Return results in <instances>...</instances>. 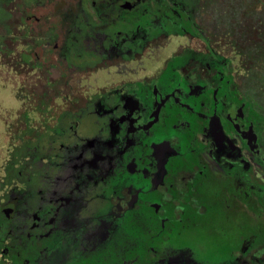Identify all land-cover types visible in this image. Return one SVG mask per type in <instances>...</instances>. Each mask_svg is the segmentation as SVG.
Returning <instances> with one entry per match:
<instances>
[{
  "label": "flooded vegetation",
  "instance_id": "af4514ba",
  "mask_svg": "<svg viewBox=\"0 0 264 264\" xmlns=\"http://www.w3.org/2000/svg\"><path fill=\"white\" fill-rule=\"evenodd\" d=\"M6 8L0 264H264V0Z\"/></svg>",
  "mask_w": 264,
  "mask_h": 264
},
{
  "label": "rangeland",
  "instance_id": "374dc122",
  "mask_svg": "<svg viewBox=\"0 0 264 264\" xmlns=\"http://www.w3.org/2000/svg\"><path fill=\"white\" fill-rule=\"evenodd\" d=\"M10 1L11 0H0V28L3 27L4 30L3 33H6V35L10 34L11 32L10 29L4 27L5 22L10 17L6 8V5H8ZM0 35L3 36V34L1 33ZM2 44L3 42L0 41V47L3 46ZM0 71H2V69ZM3 72L6 71L3 70L2 72H0V126H3L6 122L13 121L16 118L17 116L16 110L19 106V103H21V101L28 103V104L25 103V106L33 108V110L35 111L37 110L36 106H33L32 104L27 102L29 101V99L26 96V94H19L24 97V100L20 99L15 94V89H13L15 87V82L13 80V77H11V74L9 72L8 73L6 72L8 75ZM37 123L38 120L37 121L33 120L32 123L27 124L26 130L22 129L17 133L16 135L17 139H20L21 142L25 143L26 141H24L25 138L23 137L25 131L28 133L32 132L36 127ZM21 137H23V139ZM3 138L4 140H7L5 134L3 135ZM39 139L40 142L37 141L38 142L37 145L39 144L40 145L35 147L34 150L28 151L27 153H26L27 147L23 150V153H20L18 152L20 147L18 148V146H16L15 148L14 147L15 143L13 144V146L11 145L10 147L8 146V141L7 142L4 141L3 143L0 142V174L1 173L3 174L4 169L7 167L6 165L5 168L3 167V169H1V165L4 164V161L9 156V153L12 154L13 153L12 150H14L15 152L16 151L18 152L16 157H17L18 165L21 167V169H23V171L26 173H32L34 175V178L37 181H40V174H42V172L44 171L43 158L47 156L48 151L51 148V145H49L50 140L46 137V133H44L43 136H41V138L39 137ZM30 146L33 145L30 144ZM26 156L28 157V159H26ZM1 181L2 180L0 179V187H3V181L2 182ZM36 185H39V182L36 183Z\"/></svg>",
  "mask_w": 264,
  "mask_h": 264
}]
</instances>
